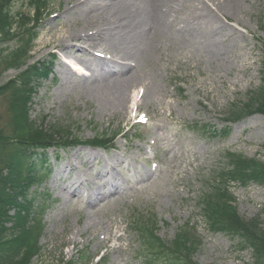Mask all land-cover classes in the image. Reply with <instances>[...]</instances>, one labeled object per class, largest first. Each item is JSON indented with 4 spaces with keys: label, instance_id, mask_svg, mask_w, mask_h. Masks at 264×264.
Masks as SVG:
<instances>
[{
    "label": "rangeland",
    "instance_id": "374dc122",
    "mask_svg": "<svg viewBox=\"0 0 264 264\" xmlns=\"http://www.w3.org/2000/svg\"><path fill=\"white\" fill-rule=\"evenodd\" d=\"M32 2L10 1L15 34L0 39V136L29 139L23 117L14 115L20 104L28 122L61 124L85 144L48 151L52 172L40 189L47 201L46 226L30 264H172L171 255L190 264H258L255 247L242 250V236L229 232L244 226L264 237V184L249 170L264 168V0H248L245 11L227 18L219 13L227 28L216 32L219 51L186 43L172 32L140 51L135 70L143 80L138 90L150 93L143 97L141 121L131 118V102L122 117L93 99L91 93L103 79L87 54L80 64L87 74L77 81L74 74L69 77L73 83L65 84L69 78L60 68L68 55L59 48L37 53L51 40L52 24L57 22L59 33L63 27L72 30L94 10L65 13L68 0H36L41 5L37 17ZM47 5L49 13L43 15ZM141 7L146 11V3ZM78 49L73 48V55ZM52 60V72L31 79L23 90L26 67ZM23 102L29 103L26 111ZM106 133L115 137L111 153L121 154L114 162L127 183L93 203L94 185L106 183L99 178L96 162L101 157L96 154H105L88 142ZM18 148L15 142L1 145V167L14 161ZM68 160L92 180L80 196L65 189L75 176L62 170ZM236 161H241L238 168ZM220 218L226 225L214 224ZM137 226L160 240L162 254L159 243L152 248L145 243L148 236L144 239Z\"/></svg>",
    "mask_w": 264,
    "mask_h": 264
},
{
    "label": "bare ground",
    "instance_id": "6f19581e",
    "mask_svg": "<svg viewBox=\"0 0 264 264\" xmlns=\"http://www.w3.org/2000/svg\"><path fill=\"white\" fill-rule=\"evenodd\" d=\"M247 1L68 0L71 5L65 13L85 8L86 12L94 10L93 13H90L92 15L86 16L83 25L78 24L72 30L63 27V31L60 33L55 25L57 22L54 21L55 23L51 25L54 27L49 32L52 36L51 40L44 42L37 53L40 54L46 49L59 48L62 54L69 56H63L64 58L75 60L82 65L85 64L82 55L87 54V57L97 65L98 74L100 73V77L103 79V83H100L92 91L93 99L99 100L105 109L110 108L113 112L121 113L122 117L128 114L127 108L131 102V118L138 119L142 110V102H145L143 97L148 99L150 96L148 88L144 90L143 94L140 93L141 89L138 90V85L143 80V77L138 76L135 70L139 52L150 48L154 41L165 37L168 33L171 34V32L186 43L192 45L195 43L206 47L207 51L209 49L219 51L222 42L216 32H225L227 29L222 18L228 14L235 15L240 10L245 11ZM143 3L147 5L146 11L142 10ZM234 31V29L231 30V33ZM224 38H227V34ZM74 47L81 49H78L79 52L76 55H73ZM110 66L117 68V71H112ZM93 68L91 67V70L94 72L95 69ZM60 69V73L67 74L68 78L73 75L72 73H75L71 72L65 61ZM77 76L83 77L76 75V81L79 78ZM72 79L69 78L64 83L72 84L73 81H70ZM116 154L120 159L121 154ZM96 156L97 158L101 157L99 154ZM62 170L75 172V176H72L73 179L65 187L67 191L69 190L70 196H80L85 189L89 190L86 185V172H81L72 161L68 160L62 166ZM103 170L104 168L100 170L101 176L98 175V177L105 178L106 183L102 187H96L93 184L94 190L91 191L90 198L93 203L107 199L113 192L119 191L127 183V179L122 180L115 170L111 173ZM145 175L139 179L143 180Z\"/></svg>",
    "mask_w": 264,
    "mask_h": 264
},
{
    "label": "trees",
    "instance_id": "16d2710c",
    "mask_svg": "<svg viewBox=\"0 0 264 264\" xmlns=\"http://www.w3.org/2000/svg\"><path fill=\"white\" fill-rule=\"evenodd\" d=\"M10 1L11 0H0V39L2 38L5 40L9 37H13L15 34L14 27H12L14 24H12L13 16L11 12L12 5L9 4ZM32 3L34 4V7H32V14L39 17V7L41 5L37 3L36 0H33ZM44 9V14H47L49 5L44 7ZM38 36L39 33L32 36L33 40H37L39 38ZM18 51H20V49ZM43 64L44 62L40 63L38 61L26 67L24 74L28 75V79L21 78L20 80L23 90L26 89L31 79L41 75L44 77L47 76L50 71L48 67L51 65L44 66ZM19 95L20 93L16 96L18 102L17 103L15 100L16 104L20 102L18 98ZM23 103V109L26 111L27 106L29 107V103ZM14 115L16 118H19V116L23 117L24 125L27 129L26 135L30 140L21 141L14 137L0 136V147L1 145L5 147L8 144H12V142L19 145V154L14 157L12 163L4 164L2 167L0 163V264H30L33 256L30 258L29 255L37 251L39 252L41 249L39 241L46 225L44 222L46 201L41 199L42 192H39L37 189L35 190V187H41V185L46 184L51 174V168H49L50 158L47 150H49V148L66 149L69 146H77V144H82L84 142L74 136L69 128L65 129L61 124L57 123L48 127L45 124L44 126L37 124L38 120L35 119L28 122L26 120V114H24V112L21 113L20 104L17 109H15ZM108 135L107 133L104 135L99 134L93 139H90L88 143L92 145H108L112 141L110 135ZM26 162L27 171L23 169V164L25 165ZM240 163L241 161H236L234 167L238 165V168ZM249 170L254 171L256 174L254 176L264 184V168H251ZM220 220H222V218L216 220L214 224L226 225V223H221ZM8 223H11V226H8ZM137 230L143 234L144 239L148 236L145 243L151 248L159 243V249L157 251L159 255L163 253L161 250L163 245L154 234L140 229L139 226H137ZM245 230L246 227L238 226L229 233L232 236H235V233L242 236L240 237L242 239L241 244H243L242 250L249 248L254 249L253 247H255V262L264 264V237L259 235L255 230ZM36 255H38V253H36ZM187 259L190 258L187 257ZM171 261L172 264H190L183 258H180V256L173 257L171 255ZM63 264L73 263L69 261ZM83 264L87 263L85 262Z\"/></svg>",
    "mask_w": 264,
    "mask_h": 264
}]
</instances>
